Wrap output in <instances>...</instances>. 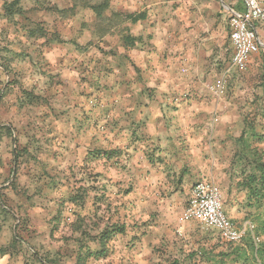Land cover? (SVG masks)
I'll use <instances>...</instances> for the list:
<instances>
[{
    "label": "crops",
    "instance_id": "obj_1",
    "mask_svg": "<svg viewBox=\"0 0 264 264\" xmlns=\"http://www.w3.org/2000/svg\"><path fill=\"white\" fill-rule=\"evenodd\" d=\"M111 10L125 21L111 30L109 53L66 50L52 62L66 90L57 124L67 163L88 166L92 152L96 172L114 190L113 214H123L128 236L110 242V264H216L228 246L184 213L194 186L211 182L237 226L257 217L231 178V160L247 123H264V30L255 25L259 49L237 69L230 19L243 13L241 3L111 0ZM107 69L110 92L98 102L82 78L86 70L94 80L107 78Z\"/></svg>",
    "mask_w": 264,
    "mask_h": 264
},
{
    "label": "rangeland",
    "instance_id": "obj_2",
    "mask_svg": "<svg viewBox=\"0 0 264 264\" xmlns=\"http://www.w3.org/2000/svg\"><path fill=\"white\" fill-rule=\"evenodd\" d=\"M89 1L0 0V264L111 263V257L87 253L100 248L99 235L107 225L116 218L124 224L123 214H113L114 190L91 159L84 167L67 163L66 139L57 124L66 90L52 65L66 50L109 53L113 47L111 30L124 23V14L111 10L110 0V22L100 23ZM105 72L107 78L94 80L86 70L82 78L84 92L97 95L98 102L99 93L110 92L112 73ZM258 118L254 122L262 132ZM86 143L93 145L92 139ZM252 146L264 151L263 143L252 141ZM243 222L239 227L253 223L255 231L238 244L226 242L228 252L264 240L260 219L249 216ZM127 236L128 229L111 243H124Z\"/></svg>",
    "mask_w": 264,
    "mask_h": 264
},
{
    "label": "trees",
    "instance_id": "obj_3",
    "mask_svg": "<svg viewBox=\"0 0 264 264\" xmlns=\"http://www.w3.org/2000/svg\"><path fill=\"white\" fill-rule=\"evenodd\" d=\"M87 7L96 15L100 23L110 22V15H108L110 0H92L88 2ZM255 124L254 121L247 123V132L235 143V151L231 160V178L236 179L239 188L247 193L248 206L256 208L257 218L260 219L261 227L264 230V151L252 146V141L264 144V134L258 131ZM2 131L10 133L9 128L2 127ZM101 152L102 155L105 153L109 158L108 152L104 150ZM88 158L91 160L94 158L92 152L89 153ZM69 200L76 203L71 196ZM126 232L125 224L120 225L117 222L107 225L99 235L100 248L88 252V257L108 258L109 244L112 239L119 234L124 235ZM228 250L220 252L218 256L220 260L216 264H264V240L258 245L250 240L242 247H237L230 252Z\"/></svg>",
    "mask_w": 264,
    "mask_h": 264
},
{
    "label": "built area",
    "instance_id": "obj_4",
    "mask_svg": "<svg viewBox=\"0 0 264 264\" xmlns=\"http://www.w3.org/2000/svg\"><path fill=\"white\" fill-rule=\"evenodd\" d=\"M233 1L241 3L244 11L230 19V39L234 48L232 65L237 69H245L252 54L259 49L255 25L259 24L264 30V0ZM184 218L217 230L222 241L231 244L240 243L247 234L255 231L253 223L239 227L228 218L223 210L221 189L211 182H199L194 186Z\"/></svg>",
    "mask_w": 264,
    "mask_h": 264
}]
</instances>
